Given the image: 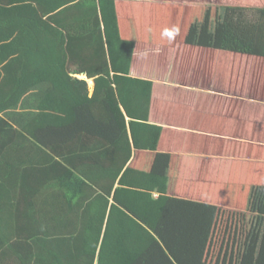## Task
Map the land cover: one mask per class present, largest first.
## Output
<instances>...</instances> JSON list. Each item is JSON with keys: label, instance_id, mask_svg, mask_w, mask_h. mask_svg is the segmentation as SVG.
Returning <instances> with one entry per match:
<instances>
[{"label": "trees", "instance_id": "obj_1", "mask_svg": "<svg viewBox=\"0 0 264 264\" xmlns=\"http://www.w3.org/2000/svg\"><path fill=\"white\" fill-rule=\"evenodd\" d=\"M60 5L46 14L37 0H0V264H145L159 243H205L199 224L158 236L111 203L132 157L126 119L149 122L153 85L130 76L134 43L121 39L114 0ZM225 11L220 49L264 56V9ZM76 75L95 80L92 96ZM33 182L68 196L69 211L46 214L57 203L36 191L21 205Z\"/></svg>", "mask_w": 264, "mask_h": 264}, {"label": "crops", "instance_id": "obj_2", "mask_svg": "<svg viewBox=\"0 0 264 264\" xmlns=\"http://www.w3.org/2000/svg\"><path fill=\"white\" fill-rule=\"evenodd\" d=\"M37 1L47 14L78 0ZM114 1L121 39L134 43L130 76L153 89L149 122L126 119L132 157L111 203L137 214L158 236L187 230L191 223L208 235L185 252L154 245L144 263L264 264V56L219 47L227 6L261 10L264 0ZM171 30L185 32L183 47L199 37L201 60L190 52L184 61L178 53L168 55ZM154 43L161 44L159 54L153 53ZM76 77L88 81L92 96L95 80ZM38 185L28 186L30 193L24 189L21 205H31L36 191L33 198L41 205L57 203V213L47 207L46 214L69 211L68 196L56 198ZM0 214H6L3 208ZM20 214L31 229L26 217L31 213L21 206ZM230 239L237 243L228 244Z\"/></svg>", "mask_w": 264, "mask_h": 264}, {"label": "rangeland", "instance_id": "obj_3", "mask_svg": "<svg viewBox=\"0 0 264 264\" xmlns=\"http://www.w3.org/2000/svg\"><path fill=\"white\" fill-rule=\"evenodd\" d=\"M229 3H234V2H230V1H228ZM262 3V0H259V3ZM228 3V4H229ZM233 6H235V5H233ZM170 33H169V38L170 39H172V40H174V41H169V42H167L166 44H165V47H166V49H165V51H167L166 53L168 54V55H170V54H179L178 55V57H177V59H179V61H184V60H182L183 58V56H184V54H186L187 52H190L191 54H193V55H195L196 57H198L197 59H199V60H201V58H202V55H204V51H203V47L200 45V43H201V39H198L197 38V40L195 39L194 41H192V43H190V41H189V39H188V44H190V45H188L187 47H183V45L185 44L184 43V40H185V37H186V40H187V36H185V32H183L182 30H171V31H169ZM175 45H177V49L176 50H173V49H171V47L172 46H175ZM180 47H182V48H178L179 46ZM152 47V49H153V53L154 54H159L160 52H162L161 51V44H159V43H154L153 45H151ZM163 50V49H162ZM170 58H174V56H170ZM232 216V214H227L226 215V217H231ZM216 225V223L214 222L213 224H212V226L214 227ZM248 230V228L246 227V231ZM231 237V236H230ZM229 237V238H230ZM233 240L232 239H230V240H228V244H231V243H237V241H234V242H232ZM244 242H246V241H244ZM242 253H246L245 251H243L242 250ZM242 253H241V255H242ZM237 258H239V255H237L236 256Z\"/></svg>", "mask_w": 264, "mask_h": 264}]
</instances>
